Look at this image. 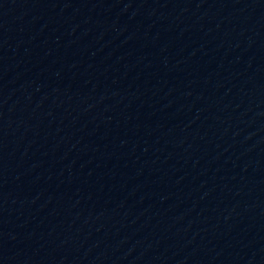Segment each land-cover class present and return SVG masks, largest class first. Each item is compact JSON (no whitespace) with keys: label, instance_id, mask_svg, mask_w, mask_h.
<instances>
[{"label":"water","instance_id":"water-1","mask_svg":"<svg viewBox=\"0 0 264 264\" xmlns=\"http://www.w3.org/2000/svg\"><path fill=\"white\" fill-rule=\"evenodd\" d=\"M0 264H264V0H0Z\"/></svg>","mask_w":264,"mask_h":264}]
</instances>
